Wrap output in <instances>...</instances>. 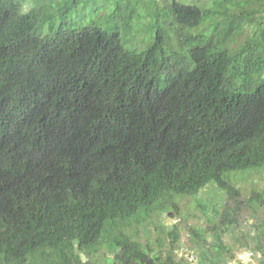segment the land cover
I'll list each match as a JSON object with an SVG mask.
<instances>
[{
    "label": "trees",
    "instance_id": "1",
    "mask_svg": "<svg viewBox=\"0 0 264 264\" xmlns=\"http://www.w3.org/2000/svg\"><path fill=\"white\" fill-rule=\"evenodd\" d=\"M192 1L142 26V0H0V264H85L176 195L264 171V0ZM218 231H191L197 264L236 260ZM169 236L144 264H192Z\"/></svg>",
    "mask_w": 264,
    "mask_h": 264
},
{
    "label": "rangeland",
    "instance_id": "2",
    "mask_svg": "<svg viewBox=\"0 0 264 264\" xmlns=\"http://www.w3.org/2000/svg\"><path fill=\"white\" fill-rule=\"evenodd\" d=\"M180 1L194 2L192 0ZM150 2L152 0H142L143 4L139 9V13L142 15L139 24L142 26L149 24L151 20ZM25 3H30L31 8L36 6V0H26ZM195 3L197 4V1ZM206 3V1H199V4ZM157 4L161 7L166 5L163 1ZM26 11L24 9V12ZM84 15L80 14L77 17L74 15L71 21L81 23L85 17L87 20L92 19L91 11H86ZM142 36L144 33H141L140 37L142 38ZM246 173L234 172L229 175L233 186L239 191V195L228 198L213 184L202 190L197 197H178L176 195L175 198L169 200L168 203L171 202V204L167 205L164 213H156L143 220L141 225L132 224L126 228L124 234L116 241L118 250L111 252L107 247H104L95 252L93 256H83L84 263L144 264L150 256L149 245L152 249H156L157 241L161 240L166 248L169 247L171 240L169 233L171 227L175 225L180 232V242L176 250L178 258L192 255L193 257H189L191 261L194 260V257L196 259L195 246L191 236L193 229L199 233L208 234L214 232L215 226H217L224 243L234 250L236 260L233 264H238V261L243 264H264V253L252 251L255 248L258 234L264 230V171L250 176H245ZM255 196L258 198L253 202L252 198ZM172 202L176 203L174 209L170 208ZM226 210L232 215L233 224L222 225L221 215ZM216 212L220 216H216ZM209 241H213L212 236L209 237ZM261 243L264 247V238L261 239ZM251 251L254 252V256L249 255Z\"/></svg>",
    "mask_w": 264,
    "mask_h": 264
},
{
    "label": "built area",
    "instance_id": "3",
    "mask_svg": "<svg viewBox=\"0 0 264 264\" xmlns=\"http://www.w3.org/2000/svg\"><path fill=\"white\" fill-rule=\"evenodd\" d=\"M183 249V248H182ZM184 250V249H183ZM191 254V253H190ZM250 256H254L255 254H254V252H250V254H249ZM189 257H193L192 255H189L187 258L189 259V261L192 263V264H197V260L195 259V257H194V260L193 261H191V259L189 258Z\"/></svg>",
    "mask_w": 264,
    "mask_h": 264
}]
</instances>
